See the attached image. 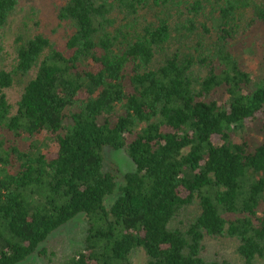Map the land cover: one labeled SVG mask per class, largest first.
Returning <instances> with one entry per match:
<instances>
[{
	"label": "trees",
	"instance_id": "trees-1",
	"mask_svg": "<svg viewBox=\"0 0 264 264\" xmlns=\"http://www.w3.org/2000/svg\"><path fill=\"white\" fill-rule=\"evenodd\" d=\"M22 1L0 0V264H235L207 256L222 238L264 264V83L238 56L264 49V0H54L64 48L19 35L2 66ZM105 146L135 165L120 183ZM80 213L79 249L41 247Z\"/></svg>",
	"mask_w": 264,
	"mask_h": 264
},
{
	"label": "rangeland",
	"instance_id": "rangeland-1",
	"mask_svg": "<svg viewBox=\"0 0 264 264\" xmlns=\"http://www.w3.org/2000/svg\"><path fill=\"white\" fill-rule=\"evenodd\" d=\"M39 32L48 34L55 41L58 48L63 49L72 29L68 24L62 23L56 18L54 0H23L6 25L5 38L8 55L5 56L6 59L3 60L1 65L7 64L8 66L12 63L13 45L17 36L21 35L23 38H29ZM262 45L263 39L257 35L254 39V51L247 52L243 50L238 55L243 65L253 72V80L250 84L252 88L261 86L264 83V65H260L264 60L262 59L264 57ZM18 91L19 87L17 85L6 91L11 102L17 98ZM102 153L104 169L115 176L117 183L122 182L125 172L132 171L135 168L134 163L124 149L115 150L105 146ZM115 194L113 193L105 198L106 205L112 202ZM81 214L83 213L78 214L54 230L48 236V239L41 244V247L55 251L58 256L79 249L82 246V237L86 227L84 214ZM206 249L207 256L210 258L226 256L235 264L240 262L235 252V242L231 239H208ZM132 259L133 264H144L145 254L143 250L137 249L134 251ZM20 264H47V262L34 253Z\"/></svg>",
	"mask_w": 264,
	"mask_h": 264
}]
</instances>
